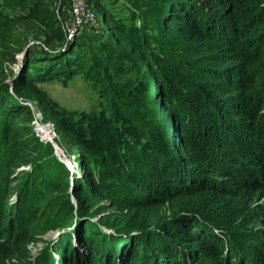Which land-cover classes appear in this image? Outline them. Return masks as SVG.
I'll return each instance as SVG.
<instances>
[{"label":"trees","instance_id":"obj_1","mask_svg":"<svg viewBox=\"0 0 264 264\" xmlns=\"http://www.w3.org/2000/svg\"><path fill=\"white\" fill-rule=\"evenodd\" d=\"M59 10L0 0V264H264V0H132L91 50L110 72L65 46ZM73 75L104 95L102 118L73 121L39 86Z\"/></svg>","mask_w":264,"mask_h":264},{"label":"rangeland","instance_id":"obj_2","mask_svg":"<svg viewBox=\"0 0 264 264\" xmlns=\"http://www.w3.org/2000/svg\"><path fill=\"white\" fill-rule=\"evenodd\" d=\"M81 2V7H84L86 10H90L94 13L95 25H85L82 29V31H84L80 38L77 41L75 39L72 41L65 40V44H67L65 46L68 47L69 45L72 46L75 44V53L80 52L82 55L84 54L91 58L92 66L95 71L99 70L100 72H104L103 70L106 69L108 72H110V69L105 68V64L100 63L98 65L96 63L95 57L91 50L94 48V46H96L98 38L102 34L101 31L103 29H108L113 24V22H117V18H120L122 14L127 15V12L131 11L132 0H81ZM53 3L55 4V7L60 5V8H62V10L57 12V15L60 19H67L70 17V0H53ZM111 18L113 20H111ZM27 47H30L31 50L42 55L49 52H47V49H45L47 46H45V38L42 34H39L37 39L30 38ZM62 50L65 52L68 50V48H64ZM112 80L113 82L118 81L116 79ZM95 85L96 84L92 79L83 77V75L52 77L39 84L40 88L43 89V91L48 95V98L57 104V107L64 109V111L68 112V114H75L76 118L73 121H76L79 124L82 123L83 118L91 112H98L100 113L101 118L103 117L101 112L103 113L106 109L105 97L100 93L99 89H96ZM27 107L29 106L27 105ZM31 108L36 112L34 115L32 114L34 120V116H36L35 114H38V109L32 106ZM36 121L39 126L51 125L49 124L51 123L49 121L48 123H44L39 116ZM32 131L39 138V140L43 139L46 141L43 143L52 144L56 159L63 163L69 172L76 171L79 177L82 176L81 166L77 162L78 156L74 155L75 150L72 145H58L56 143L58 137L55 138V140L53 139L54 141L50 140V136H48L47 132L43 129L36 131V129L33 128ZM105 132V123H103L101 127L97 128L88 127V124H86V127L76 134L79 138H84V143L88 144V140L90 138H102V136H106ZM103 204L108 206L111 204V202H104ZM59 233L60 232L50 231L44 236L43 239L49 242L55 241L58 238ZM37 247H42V243H38V245L32 249L34 254L36 253L35 251ZM81 253L84 252L82 251ZM237 257H239V255H237Z\"/></svg>","mask_w":264,"mask_h":264},{"label":"built area","instance_id":"obj_3","mask_svg":"<svg viewBox=\"0 0 264 264\" xmlns=\"http://www.w3.org/2000/svg\"><path fill=\"white\" fill-rule=\"evenodd\" d=\"M71 2V8H70V17L67 19H59L61 29L64 33L65 40L72 41L76 39L81 33L82 29L85 25L93 26L95 25V15L90 10H86L84 7H81V0H70ZM63 21V22H62ZM26 105H28L30 108L35 107V105L32 102H26ZM37 109V107H36ZM32 114L36 113L32 108ZM38 114H35L34 120L32 122L33 128L37 130H45L50 136V140H55V138L58 137L55 127L53 123L50 126H39L37 123L38 116L41 118L39 111L37 110ZM42 119V118H41ZM48 123V122H47ZM53 140V141H54ZM42 142H46L43 139H40Z\"/></svg>","mask_w":264,"mask_h":264},{"label":"water","instance_id":"obj_4","mask_svg":"<svg viewBox=\"0 0 264 264\" xmlns=\"http://www.w3.org/2000/svg\"><path fill=\"white\" fill-rule=\"evenodd\" d=\"M20 63H21V62H20ZM20 63H19V64H20ZM19 64L16 65V68L18 67Z\"/></svg>","mask_w":264,"mask_h":264}]
</instances>
